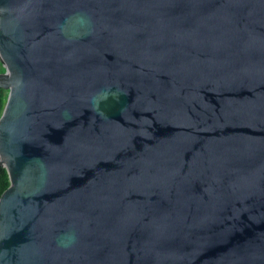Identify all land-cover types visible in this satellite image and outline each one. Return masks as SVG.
Instances as JSON below:
<instances>
[{"label":"water","instance_id":"obj_1","mask_svg":"<svg viewBox=\"0 0 264 264\" xmlns=\"http://www.w3.org/2000/svg\"><path fill=\"white\" fill-rule=\"evenodd\" d=\"M0 264H264V0H0Z\"/></svg>","mask_w":264,"mask_h":264},{"label":"trees","instance_id":"obj_2","mask_svg":"<svg viewBox=\"0 0 264 264\" xmlns=\"http://www.w3.org/2000/svg\"><path fill=\"white\" fill-rule=\"evenodd\" d=\"M5 70L3 63L0 60V73ZM8 96V89L0 87V117L5 107V103ZM10 177L7 168L0 164V196L3 191L9 186Z\"/></svg>","mask_w":264,"mask_h":264}]
</instances>
